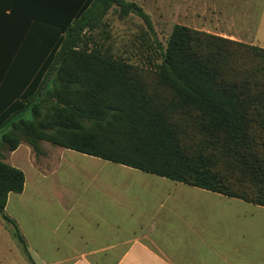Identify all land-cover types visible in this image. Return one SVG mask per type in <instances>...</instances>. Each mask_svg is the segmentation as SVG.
Wrapping results in <instances>:
<instances>
[{
    "label": "trees",
    "instance_id": "trees-1",
    "mask_svg": "<svg viewBox=\"0 0 264 264\" xmlns=\"http://www.w3.org/2000/svg\"><path fill=\"white\" fill-rule=\"evenodd\" d=\"M113 9L154 31L134 2L91 0L55 29L59 42L46 33L44 71L29 91L0 94V218L30 264L6 213L25 188L7 163L22 143L37 156L48 143L264 207V49L176 25L157 44L160 63L143 68L89 46L86 33Z\"/></svg>",
    "mask_w": 264,
    "mask_h": 264
},
{
    "label": "crops",
    "instance_id": "crops-1",
    "mask_svg": "<svg viewBox=\"0 0 264 264\" xmlns=\"http://www.w3.org/2000/svg\"><path fill=\"white\" fill-rule=\"evenodd\" d=\"M90 1L0 0V94L29 91L44 71L46 33L59 42L55 29ZM149 2V9L138 5L152 22L159 13L174 26L264 49V0ZM65 150V160L86 169L104 166L131 180L126 190L103 185V200L87 204L43 164L45 150L37 156L22 143L10 153L7 163L26 181L23 193L10 194L6 213L35 264H264V207ZM141 187L151 191L148 196L137 194ZM0 230L10 232L1 218ZM17 257L5 264H24Z\"/></svg>",
    "mask_w": 264,
    "mask_h": 264
},
{
    "label": "rangeland",
    "instance_id": "rangeland-1",
    "mask_svg": "<svg viewBox=\"0 0 264 264\" xmlns=\"http://www.w3.org/2000/svg\"><path fill=\"white\" fill-rule=\"evenodd\" d=\"M128 1L137 2V0ZM137 3L149 9V0H140V3ZM104 23L105 26L86 33V36L91 38L90 47H102L115 58L143 68L154 69L161 60L157 44L160 43L166 47L175 21L172 18H165L163 14L153 13L154 31L150 32L143 20L136 15L131 14L126 18H121L119 10L113 9L104 19ZM43 149L47 154L49 153L43 164L55 170L58 180L66 183V187L74 190L77 198L87 204H99L103 200L105 195L103 185H114L126 190L131 180L124 173L104 166H93L86 169L77 162L65 160L64 155L68 157L69 153L63 148L47 143L43 145ZM67 157L65 158L68 159ZM137 189L139 190L135 191H138L137 194L141 197H146L149 195L147 192H151L143 187ZM235 213L238 214L237 211ZM17 256L24 264H30L11 231L6 235L0 234V262L2 258L5 259L2 261L3 264L6 260L16 263Z\"/></svg>",
    "mask_w": 264,
    "mask_h": 264
}]
</instances>
